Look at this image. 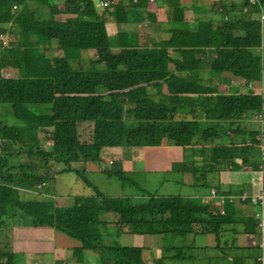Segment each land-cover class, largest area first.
Returning a JSON list of instances; mask_svg holds the SVG:
<instances>
[{
	"label": "trees",
	"instance_id": "1",
	"mask_svg": "<svg viewBox=\"0 0 264 264\" xmlns=\"http://www.w3.org/2000/svg\"><path fill=\"white\" fill-rule=\"evenodd\" d=\"M100 1L62 0L60 7L51 0H0V35H8L6 44L0 39V103L22 121L21 127L0 122V264H15L12 228L32 223L49 224L79 241L75 251L96 254L99 264H147L144 247L102 241L106 212L114 213L113 224L123 234L164 236V249L178 258L193 243L177 238L212 234L214 245L202 247L217 252L210 259L260 264V229L253 216L260 206L251 197L264 190V13L256 17L253 8L243 9L258 1L262 9L264 0H216L212 18L183 19L179 9L159 22L144 8L147 0H109V8L98 12ZM109 13L118 23L146 21L170 36L151 42L137 37L133 43L125 36L128 44L115 49ZM52 42L51 54L34 53ZM92 49L95 55L88 57ZM8 67L18 69L19 78H4ZM203 72L210 77L204 79ZM223 73L243 79L248 89L241 91L236 82L224 88ZM257 80L261 89L250 86ZM33 104H48L49 112L36 113L29 108ZM163 140L181 147L178 170L191 172L194 187L208 186V194L143 191L136 200L105 195L71 167L74 161L100 162L108 145L141 160L149 142ZM66 171L94 194L75 196L68 207L17 197L18 189L52 184ZM103 171L120 180L126 176ZM227 176L248 178L257 190H241ZM242 205L254 210L246 213ZM241 231L258 232L259 243L239 246L235 235Z\"/></svg>",
	"mask_w": 264,
	"mask_h": 264
},
{
	"label": "crops",
	"instance_id": "2",
	"mask_svg": "<svg viewBox=\"0 0 264 264\" xmlns=\"http://www.w3.org/2000/svg\"><path fill=\"white\" fill-rule=\"evenodd\" d=\"M151 1H158V0H147L146 6L144 7L147 9L146 11H154L155 8H150L153 4ZM165 3H168L167 0H162ZM192 3V7L196 8V10L200 9L201 13L204 14H213L215 15V11L212 9V5L216 2V0H189ZM127 2V0H126ZM176 5L175 12H178L180 6L176 0H174ZM177 3V4H176ZM127 4V3H126ZM174 5V6H175ZM182 6V5H181ZM183 7V6H182ZM210 10V12L206 11ZM174 12V10H171ZM156 16V12H155ZM173 18V13L169 19L165 20H157L159 21H168ZM195 18V17H194ZM200 18V17H199ZM157 19V18H156ZM139 23H145L146 21H138V22H125V23H118L114 15H110V20L107 25V30L110 25L119 26L124 30L126 37H132L131 33L125 31L127 28L126 26L129 25H137ZM147 29H149V33H154L147 25ZM121 30V31H122ZM159 31V30H157ZM109 32V31H108ZM162 32L163 35L158 34L159 39H167L170 36V32L168 31H159ZM117 32H113L110 34L111 41L113 46L124 44V40L120 38V36H116ZM156 34V33H154ZM7 35V34H6ZM1 36V35H0ZM8 36V35H7ZM2 37V36H1ZM139 37V35H137ZM136 37V39H137ZM127 39V38H126ZM140 39V37H139ZM158 39V40H159ZM129 42V40L127 39ZM6 44V43H5ZM116 44V45H115ZM128 44V43H127ZM117 48V47H115ZM4 73V72H3ZM213 74V73H212ZM204 79H208L211 75V72H203L202 73ZM224 75H228V77H224V83L220 84L221 86L225 85L228 87L230 84L234 83L235 80L230 73H223ZM4 78H11L6 77L3 75ZM19 78V77H18ZM14 79H17L14 78ZM239 84V83H237ZM253 82L251 83V87ZM241 91H246L245 88L240 84L238 85ZM256 89V88H254ZM258 89V88H257ZM48 105V104H45ZM40 137V134L38 135ZM45 138V136H43ZM50 145L49 142H47ZM46 143V144H47ZM150 146H145L143 149V158L141 160L137 158H129L123 154V148L121 146H103L100 153V162H91V161H80V171L83 173H90L92 171H103V169L109 170V168L114 169L112 171H120L125 174L137 172L136 167L141 165V172L147 173H159L163 176H168L169 174H174L176 182L181 184V187H178L180 191H187L186 194L193 196L196 195L197 187H194V175L189 171H180V163L183 159V150L181 147H177L176 145H169L165 142V140L150 143ZM46 148V145L44 146ZM48 149V148H47ZM72 163V162H71ZM102 163L105 166H102ZM110 164V165H108ZM61 165V164H60ZM72 167V166H71ZM246 172V170H244ZM57 176V175H56ZM235 177H226L227 183H237L241 187V190L247 191L248 193L255 192L257 190L258 184H252V181L248 178H242L238 176V179L235 180ZM226 189V185H222V187ZM229 188V187H228ZM227 188V189H228ZM36 189H31L28 191L23 192L24 196L27 192L31 191L32 195ZM189 191V192H188ZM88 195V194H84ZM39 196V195H38ZM34 197V195H33ZM48 197L47 190L45 195L42 197H34L31 199L35 200H46ZM45 198V199H43ZM51 202V201H50ZM55 206H65L66 204H61L56 200L53 202ZM242 208L245 210L246 213H251V210H254V207L251 208L250 205L243 206ZM105 218L108 221V226L110 228H116L113 224L115 215L111 214V212H106ZM241 228L237 226V229ZM117 230V228H116ZM207 237L203 236V234H198L194 236V238L190 241L193 243L192 248H186L184 255L185 258H178L175 256L173 250L166 251L163 245L165 242V238L162 235H149V234H123L118 230L115 232V244H119L121 246H135L136 238H141L140 246L144 247L145 250L143 252L144 258L147 261V264H218V260L210 259L212 256L217 254L216 251L209 249H203L202 247H212L215 243L214 237H211L210 234H206ZM236 243L239 246H251L257 245L259 243V235L258 241H255V234L240 232L235 235ZM174 240V238H173ZM110 240H107L109 243ZM172 241L169 240V243ZM80 246V242L75 240L74 238L68 236L67 234L56 230L49 224H37L33 225H17L12 228L11 232V249L14 253H18L19 255L26 257V258H40L43 260V264H99V257L93 256L87 251H80L78 254L75 249ZM201 249H197L200 248ZM157 259V261H156ZM227 262V260H224ZM221 263V260L219 261Z\"/></svg>",
	"mask_w": 264,
	"mask_h": 264
},
{
	"label": "rangeland",
	"instance_id": "3",
	"mask_svg": "<svg viewBox=\"0 0 264 264\" xmlns=\"http://www.w3.org/2000/svg\"><path fill=\"white\" fill-rule=\"evenodd\" d=\"M167 1L168 3H165L162 0L151 1L153 4L151 5L150 8L156 9L155 12H156L157 20L169 19L173 13V11L171 10H176V5H175L174 0H167ZM176 1L178 2L180 9L183 12V15H184L183 19H194V17L208 19V18H212L214 14V13L213 14L201 13L200 10H196V8L192 7V3L189 0H176ZM51 4L59 5L60 7L63 5L62 0H51ZM261 5L262 3L258 1L254 5H248L243 10L248 9L249 11L253 8V12L255 13L254 15L256 17H259L261 13H264V5L262 9L260 8ZM31 6L35 7L33 3H31ZM36 6H39V4H36ZM109 6L106 9H108ZM102 9L103 7L97 6L98 12L99 11L102 12L103 11ZM43 10H44L43 8L38 9V11H41V12ZM206 11L210 12V10H206ZM46 12H48V8H46ZM108 15L110 16V13ZM64 16H67V14H64ZM54 17H63V16L60 14L59 15L55 14ZM262 21L264 25V19ZM126 27L127 28L125 29V31L132 34V38H133L131 40L132 43L134 40H136L137 35H139L141 42H144L143 40H149L150 42L158 41L159 39L158 34L163 35V33L159 31L154 32L156 34L154 33L148 34L150 30L147 29V25L145 23H139L137 25H129ZM121 30L122 28H119V26L110 25L108 27V31L111 34L113 32L115 33ZM121 33H123V37L120 36V38L123 39L124 43L127 44L128 41L125 38L126 34L124 33V30H122ZM1 38L2 37L0 36V39ZM1 40H4V43H6L8 40V36L5 34V36ZM113 42L114 41H111V43ZM55 44H56L55 42H52L51 46L49 47L47 46L42 47L40 45L38 48H36L34 53L40 54V55L51 54L52 51L50 50L51 49L50 47H52ZM116 47H119V45H116ZM115 49H118V48H115ZM26 53L29 54V52H26ZM87 55L88 57L89 56L94 57L95 55L94 49L87 51ZM2 74L6 77H11V78H16V77L18 78L19 76L18 69L12 68V67L2 69ZM224 77L226 78L228 77V75H224ZM224 77L222 75V79H224ZM213 78H217L218 80L220 76L214 75ZM234 80L236 83H239L241 86L247 87L245 88V90L248 89V85L244 84L243 79L236 77L234 78ZM223 87L227 88L225 85H223ZM252 87L256 89L262 88L258 80L253 81ZM29 108L36 113L49 112V105H45V104H33V105H30ZM254 119H257V118L253 117V120ZM0 122L6 125L19 126V127L22 126L21 125L22 121L14 116V114L12 113L11 106L7 103H0ZM43 136H45L46 138L47 133L42 134V137ZM245 137L248 138L249 135L245 134ZM45 145H46V148L50 147L48 143ZM59 164L61 163H58L57 166ZM62 165L63 164H61L59 167L62 168L63 167ZM57 166H56V169H58ZM71 166L75 169L80 170V161L72 162ZM102 166H105V165L102 163ZM141 168H142L141 165L137 166L136 167L137 172L126 174L124 180H120L116 176H113V175L110 176L105 171H92L90 173H85V177L97 188V190L101 191L105 195L121 196V197L128 196L130 198H134L135 200L137 196H140V198L142 197L143 191L153 192V193H157L161 195H170V194L171 195H174V194L183 195L187 193V191H180V189L178 188V187H181V184H179V182H176L175 180L176 175L169 174L168 176H165V175L163 176L162 174H159V173H147V172L140 173ZM109 170H114V169L109 168ZM37 188L38 190L33 193L34 197H42L43 195H45L46 190H47L48 197L46 198V201L56 202L57 200L61 204H66L65 207L70 206L75 196H80L84 194H88V195L94 194L93 189L87 186L86 183L80 177L76 176V174H74L73 172H67V171L58 173L57 176H55V180L52 184L48 183L46 185H41V186L37 185ZM28 190H31V189H24V190L18 189L16 193L17 197L25 198L27 200L34 198L31 191L27 192L26 195L24 196L23 192L28 191ZM196 191L198 193L200 192L203 195L208 194L207 192L208 186H199L197 187ZM111 214L114 215L113 212H111ZM116 231H117L116 228H110L109 226L101 228L102 237H103L102 241L106 244H115L116 242H118L115 239ZM205 236L207 237V240H208L209 239L208 236L207 235ZM210 236L213 237L212 234H210ZM193 238H194L193 234H188L186 235L185 239H183L182 237L177 238V239H179L180 242L184 244V242L188 243ZM254 238H255V241H258V232L255 234ZM107 240H110L109 243H107ZM135 244H137L135 246H140L141 238H136ZM89 253L98 258L96 254L92 252H89ZM14 262L15 264H43L42 263L43 260L40 258H33V257L26 258V257L19 255L18 253H15Z\"/></svg>",
	"mask_w": 264,
	"mask_h": 264
},
{
	"label": "built area",
	"instance_id": "4",
	"mask_svg": "<svg viewBox=\"0 0 264 264\" xmlns=\"http://www.w3.org/2000/svg\"><path fill=\"white\" fill-rule=\"evenodd\" d=\"M249 2L252 4L255 2V0H249ZM109 4V0L100 1L101 7H107L109 6ZM262 18L264 19V15H262ZM251 201L258 203L260 206L259 209L254 210L253 216L258 220V229H260V246L262 247V253L259 256L258 260H260V264H264V190H262L259 194L251 197Z\"/></svg>",
	"mask_w": 264,
	"mask_h": 264
},
{
	"label": "clouds",
	"instance_id": "5",
	"mask_svg": "<svg viewBox=\"0 0 264 264\" xmlns=\"http://www.w3.org/2000/svg\"><path fill=\"white\" fill-rule=\"evenodd\" d=\"M101 7V6H100ZM108 7V6H107ZM107 7H105V8H107ZM104 8V7H103Z\"/></svg>",
	"mask_w": 264,
	"mask_h": 264
}]
</instances>
